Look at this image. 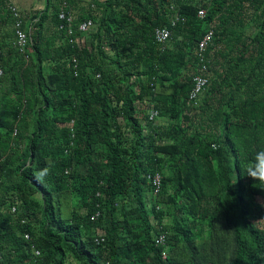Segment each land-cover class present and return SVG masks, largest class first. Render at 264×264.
<instances>
[{"label":"trees","instance_id":"obj_1","mask_svg":"<svg viewBox=\"0 0 264 264\" xmlns=\"http://www.w3.org/2000/svg\"><path fill=\"white\" fill-rule=\"evenodd\" d=\"M59 7L0 0V264H264V0Z\"/></svg>","mask_w":264,"mask_h":264},{"label":"built area","instance_id":"obj_2","mask_svg":"<svg viewBox=\"0 0 264 264\" xmlns=\"http://www.w3.org/2000/svg\"><path fill=\"white\" fill-rule=\"evenodd\" d=\"M59 2V12H58V18L59 20L65 21L67 24L72 23L74 21V17L69 13L65 12V9L67 8V0H57ZM7 9L11 12L13 17L15 18L14 21V31H15V45L17 46L19 51H23L24 47L26 46L28 42V37L26 32L22 30V15L18 11L17 7L14 5V3L11 0H7ZM204 10H199L198 11V17L203 18L204 17ZM92 26V23L90 20L82 21L78 24V31L80 33H86L90 27ZM212 37V31L210 30L207 32L202 40L198 43L196 51L198 56H204L205 50L209 44V41L211 40ZM170 38V33L166 29L162 30H157L156 31V43L158 44H164L168 39ZM1 52V51H0ZM0 75H1V68H0ZM194 88L191 91L189 98H195L196 95L200 92L202 87L205 84V80L201 79H194ZM157 115L156 112H151L149 115V119L152 120L155 116ZM148 178L151 180V184L154 187V194L158 193V189L160 187V180L161 177L159 174H154L153 176H148ZM25 239H28V235H24ZM157 243L160 244L159 246H164L165 245V236L164 234H161L159 238L157 239ZM38 254V252H35Z\"/></svg>","mask_w":264,"mask_h":264},{"label":"crops","instance_id":"obj_3","mask_svg":"<svg viewBox=\"0 0 264 264\" xmlns=\"http://www.w3.org/2000/svg\"><path fill=\"white\" fill-rule=\"evenodd\" d=\"M11 1L21 11L25 20L24 22L26 23L27 26L30 25L31 14H33L35 11L42 10L46 3V0H11ZM92 1L93 0H71V6L74 12L73 14L77 15L79 11L83 10L82 7H86ZM99 1H103V0H99Z\"/></svg>","mask_w":264,"mask_h":264},{"label":"clouds","instance_id":"obj_4","mask_svg":"<svg viewBox=\"0 0 264 264\" xmlns=\"http://www.w3.org/2000/svg\"><path fill=\"white\" fill-rule=\"evenodd\" d=\"M151 112L157 113V111L153 110L149 112V115ZM157 117L158 113L153 120ZM244 174H246L250 179L258 181L260 184H264V149L255 153L254 158L246 165Z\"/></svg>","mask_w":264,"mask_h":264}]
</instances>
